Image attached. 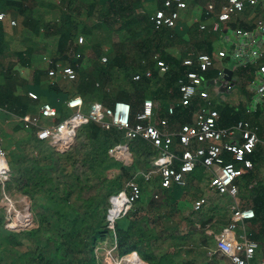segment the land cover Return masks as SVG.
<instances>
[{
	"label": "crops",
	"instance_id": "crops-1",
	"mask_svg": "<svg viewBox=\"0 0 264 264\" xmlns=\"http://www.w3.org/2000/svg\"><path fill=\"white\" fill-rule=\"evenodd\" d=\"M187 1L188 7L182 11L178 22V28L182 31L187 32L197 28L199 21H206L210 26L217 18L216 13L210 17L206 14V6L211 0ZM216 1L217 9H219V4L223 0ZM126 3L127 8L121 11L142 19L148 16L151 18L154 10L163 4V0H136V2L135 0H106V4L100 0H0V11L6 13V18L0 19V94L2 99L28 95L30 99L35 100L29 95V91H35L40 97L37 98L36 108L28 112L37 113L44 101L51 102L58 109V115L55 118L43 119L44 124L57 122L72 113L73 110L68 106L67 100L74 95H81L84 98L86 101H84V109H89V103L93 99L106 103L109 102L108 100L116 102L119 91L117 83L118 78L122 77V70L120 67H115L111 74L103 76L98 74V65L108 61V59L102 61V56L107 55L109 58V54L119 47L121 40L118 33L111 32L109 26L102 20L108 6H112L113 9L110 8V10L113 11L121 5L125 6ZM247 13H249L248 24H250V21L252 22V18L249 17L250 8ZM116 14L119 15L118 18ZM111 16L117 21L121 19V13H112ZM11 20H15L16 23L12 24ZM155 27L158 28L156 25ZM64 28L72 30L75 36L71 42H64L67 47L62 50L61 31ZM220 32V38L212 42L213 46L218 45L217 47L221 49L224 48L222 44L225 42L232 45L235 40L232 32ZM80 35L85 37L87 47L78 42ZM185 39H187L185 42L176 43L170 47L169 50L173 56L180 57L184 51H187L188 56L196 52L193 46L197 38L188 32ZM128 42L123 41L124 46ZM75 49L83 50V58L78 59L72 55V50ZM45 57L57 59L63 64L76 63L77 78L65 79L59 75L53 78L48 74V69L52 65ZM129 61H131L130 58ZM222 61L223 59L216 62L205 79V86L209 88L214 105L235 109L241 106L246 107L253 118L249 120L253 125L258 126V134L264 141V98L258 99L254 91L258 78L256 67L252 64L251 69V63L242 66L238 62L235 66H229ZM143 62L146 64L147 61ZM226 67L234 69V82L230 86H226L228 82L223 79V75L219 77V74L215 75L213 72L215 69L220 71ZM39 71H44L45 75L40 82H37L36 74ZM136 73L140 72L135 71L133 75ZM165 78L166 76L161 73L154 77L152 84L144 90V98L151 97L154 100L153 122L156 125L161 127L160 120L167 117L170 129L178 130L183 123L193 122L195 107H186L188 112L170 114L168 107L171 103H175L176 109L178 105H181L179 102L181 94L177 81ZM9 105H11L9 100L0 105V138L7 151V158L13 172L11 183L9 182L12 186L10 192L12 195L19 194L16 195L20 201L17 204L19 208L25 209L28 206L32 211L31 197L14 187L17 184V178L24 173H34L36 176L42 171L50 176L57 175L63 163L68 169L67 162L72 158V154L61 152L47 140L39 139L35 128L26 126L21 120L23 115L13 110L15 108L13 104V108ZM258 106L262 110L260 115H256ZM185 119H187L185 122L182 121ZM83 139L84 136L81 134L79 140ZM146 143L148 142H141L140 148L142 146L145 150ZM131 144L129 160L121 161L111 156L121 166H129L130 178H136L143 188L140 200L128 214L130 217L128 221L134 220L138 222L140 228L146 230L147 235L151 237L149 243L154 252L162 257L172 256L173 259L176 258L175 260L191 264H235L228 256L214 252L218 233L232 218V204L235 198L228 194H220L210 186V174L202 164H198L188 174L187 183L184 185L173 183L168 188L162 187L159 175L153 176L151 181L145 180L144 173L155 165L156 152L151 146L150 156L147 157L146 162L142 159L143 155H137L134 152ZM175 149L179 153L182 152V146L177 137ZM261 150L264 152L263 149ZM117 170L119 174L120 169L113 163L106 172L108 176H114L117 175ZM263 174L264 170L259 176L262 177ZM46 187L52 188V185L49 184ZM156 190L160 192L158 198L154 197ZM203 196L207 198V202L202 208L195 209V201ZM244 200L240 194L239 184L237 201L241 207H250L243 206ZM36 203L33 202V205L35 206ZM4 209L6 206L0 200V213L5 212ZM254 218L240 221L237 231L247 232L248 236L254 239L250 230H257L259 226L258 223L253 222ZM133 251L138 253L137 250ZM138 255L140 256L139 253ZM255 257L264 259V243L259 242ZM141 258L150 264L147 259Z\"/></svg>",
	"mask_w": 264,
	"mask_h": 264
},
{
	"label": "built area",
	"instance_id": "built-area-1",
	"mask_svg": "<svg viewBox=\"0 0 264 264\" xmlns=\"http://www.w3.org/2000/svg\"><path fill=\"white\" fill-rule=\"evenodd\" d=\"M211 0L206 6L207 16L216 13L215 20L209 26L206 21H199L201 29L232 32L235 40L232 42L231 57L237 58L239 65L253 64L256 67L258 78L254 91L256 97L264 98V11L258 13V7L264 8V0H223L219 4ZM188 7L187 0H163V4L156 8L151 15L157 27L176 28L181 13ZM250 8V16L254 26L252 28L236 27L231 29L230 22L233 15ZM118 14L116 17L118 18ZM6 18V13L0 11V19ZM15 24V20H11ZM227 35V34H226ZM78 42L87 47L85 37L80 35ZM71 52V50H70ZM76 58H83V50H72ZM226 57V52L221 48L210 53L200 51L193 53L183 60L187 66L184 74L178 76L177 84L181 94L179 102L188 107L194 106L193 122H186L178 130H171L168 118L160 120L161 127L153 122L154 100L151 97L144 99L143 107L136 112L133 118L132 106L129 101L117 100L113 105H107L101 101H93L88 111H84V98L74 95L67 100L72 108V113L57 122L44 124V118H55L58 109L49 101H44L37 113L28 112L21 116L26 126L35 128L39 139L47 140L61 152L70 154L75 141L79 138L80 128L88 120L92 119L104 127L117 126L125 130V140L116 143L109 149V153L116 159L127 161L131 156L130 144L137 138H144L151 143L155 150V165L144 173L145 180L151 181L153 176H160L162 187H170L173 183L184 185L187 176L198 164H202L210 174V186L220 194L232 196V218L218 233L217 246L214 252L228 256L235 264H264V259H256V251L259 242L250 238L247 232H238V224L242 220L256 217L253 207H241L237 201L239 194L238 177L255 168L251 154L256 149L264 150V141L258 134V126L253 125L249 119H240L236 123L220 126L218 109L205 86L207 73L215 66L218 60ZM52 66L48 74L55 78L59 75L65 79L77 78L76 63L63 64L57 59L45 57ZM102 61H107V55L102 56ZM159 72L166 74L171 69L170 63L161 58L158 53L153 55ZM238 65V66H239ZM146 76H152L150 67L145 70ZM224 74L219 71V77ZM142 73L134 74V79H140ZM29 95L38 98L35 91H29ZM1 109V106H0ZM176 110L175 103L168 107L170 114ZM1 135V128H0ZM178 138L182 152L175 149V138ZM230 156V159L227 158ZM7 151L0 138V195L5 204V223L12 230H29L36 226L34 215L28 206L25 209L18 207V198L12 195L8 189V182L12 179ZM143 188L136 178H129L123 188L110 196V204L107 210V222L111 228H115L116 219L128 215L134 205L140 200ZM154 197H160L156 190ZM207 202L206 197H200L194 203L195 209L202 208ZM115 252L118 261L122 258L133 264L131 251L121 256L117 251V244L109 247ZM135 254L138 255L137 252ZM139 256V255H138ZM140 257V256H139ZM140 259L145 263L141 257ZM117 262L116 264H122Z\"/></svg>",
	"mask_w": 264,
	"mask_h": 264
},
{
	"label": "trees",
	"instance_id": "trees-1",
	"mask_svg": "<svg viewBox=\"0 0 264 264\" xmlns=\"http://www.w3.org/2000/svg\"><path fill=\"white\" fill-rule=\"evenodd\" d=\"M100 1L106 4V0ZM126 5L127 3L125 6L118 7L119 10L113 11L110 10V8L113 9L112 6L105 5L108 9L106 8L102 21L109 26L111 32L118 33L121 43L109 54L107 62L98 65V74L109 75L113 68L120 67L122 77L118 78L119 91L116 99L130 102L134 118L136 112L143 107L144 90L160 73L155 60H153L155 53H158L171 65L169 72L164 74L165 79L177 81L178 76L183 75L187 68L183 64V60L188 54L187 51H184L182 56L175 57L171 54L170 47L176 43L185 42L186 34L190 32L191 36L197 38L193 46L195 53L204 51V49L212 53L214 50L212 42L220 38L221 32L201 29L200 26L187 32L178 28V25L176 28L165 26L156 28L150 16L139 19L132 16L131 13L122 12V9L127 8ZM247 11L248 8L233 15L230 22L231 29L238 26L243 28L254 26L251 21L248 24L249 13ZM257 11L262 13L264 8L258 7ZM116 12L121 13V19L118 21L111 16ZM74 36L75 33L72 30L62 29V50L67 47L64 42H71ZM122 40L129 42L124 46ZM143 61H147L146 64ZM146 66L153 71L150 77L145 74ZM135 71L142 73L140 79H134L133 72ZM213 72L218 75L219 69H215ZM44 73V71H39L36 74L37 82H40ZM39 97L38 95V99ZM38 99L32 100L28 95L2 99L0 94V105L9 100V104H11L9 107L13 108V104L15 106L13 110L24 115L29 110L36 108ZM93 101L98 100L93 99ZM108 101L107 103L102 102L107 105L114 104V100ZM92 102L89 103V108ZM215 107L220 114L218 125L233 124L240 119H253L247 108L243 106L238 109L221 105H215ZM259 109L260 106H258L256 115H260L262 110ZM88 110L84 109V111ZM186 111L188 112L186 107L178 105L174 115ZM124 133L125 130L117 126L104 127L90 119L80 128L79 138L83 134L84 139L79 140V146L76 145L75 152L73 153L72 150L70 153H73L72 158L67 163L72 165V170L67 169L63 163L57 175L50 176L47 172L42 171L36 176L34 173H24L17 178V184L14 186L17 190L28 194L34 203L40 196L43 201L39 205L34 206L33 203V206L31 205L36 226L29 230L16 231L8 228L5 223V212L0 213V264H99L97 249L100 247V243L107 241H110L112 245L116 242L117 251L121 256L137 250L140 256L147 259L150 264H191L175 260L176 258L173 259L172 256L157 255L149 243L151 237L147 235L146 230L139 227L138 222L128 221L129 215L116 219L114 229L108 225L107 210L110 196L124 187L123 176L125 172H131L129 166H121L120 163L113 160L114 158L109 153V149L113 145L125 140ZM138 139L140 141L137 142ZM141 142H148L145 145V150L142 146L140 148ZM131 143L134 152L137 155H143L142 159L147 162L151 143L144 138H137ZM258 149L250 155L254 161L255 169L239 176L238 182L240 194L245 199L243 206L253 207L256 211L253 222L258 223L259 226L257 230H250L251 236L264 243V174L262 177L259 176L260 172L264 170V152L261 150L262 148ZM56 162L58 163V161ZM113 163L120 169V173L108 176L106 170ZM79 166H82L83 172H78ZM9 182L8 189L10 191L12 186ZM49 184L52 185V188L46 187Z\"/></svg>",
	"mask_w": 264,
	"mask_h": 264
},
{
	"label": "rangeland",
	"instance_id": "rangeland-1",
	"mask_svg": "<svg viewBox=\"0 0 264 264\" xmlns=\"http://www.w3.org/2000/svg\"><path fill=\"white\" fill-rule=\"evenodd\" d=\"M217 46L218 45H216L214 47V50H216V51L219 49ZM222 47H224L222 49L226 52V55L230 57V58H227L226 57L225 59H223L222 62L224 64H228L229 66H235L237 64V58H231L232 45L229 42H225V43L222 44ZM218 62H219V60H218ZM252 68H253V65L251 64V69ZM76 145L79 146V138H78V140L75 141V144L73 146V151H72L73 153L75 152V150L77 148ZM79 167L80 168H78V172H83V168H81L82 166H79ZM68 169L72 170L73 169L72 165H69ZM117 173H118V170H117L116 174ZM130 177H131V174L128 173V172H125V174L123 176V179H122V184L124 185L126 183V181ZM12 193H14V192H12ZM16 195H19V194L16 193L14 196H16ZM41 201H43L42 198L41 197H38V201H37L36 205H39V203ZM31 203H33V201H31ZM111 245L112 244H111L110 241L103 242V243H100L99 244L100 247L97 249V255H98L99 264H116L117 262H119L118 259H117V255H115V252L109 250L110 249L109 247ZM121 260H122V262L120 261L119 263H122V264H131V262L128 261V260H126L125 258H122Z\"/></svg>",
	"mask_w": 264,
	"mask_h": 264
},
{
	"label": "water",
	"instance_id": "water-1",
	"mask_svg": "<svg viewBox=\"0 0 264 264\" xmlns=\"http://www.w3.org/2000/svg\"><path fill=\"white\" fill-rule=\"evenodd\" d=\"M223 72H224V74L222 77L225 81L228 82L226 84V86H230L232 84V82H234V79H233L234 69L231 67H226V68H224Z\"/></svg>",
	"mask_w": 264,
	"mask_h": 264
},
{
	"label": "bare ground",
	"instance_id": "bare-ground-1",
	"mask_svg": "<svg viewBox=\"0 0 264 264\" xmlns=\"http://www.w3.org/2000/svg\"><path fill=\"white\" fill-rule=\"evenodd\" d=\"M131 257L133 264H144L143 261L140 259V257L137 254H135V252L131 254Z\"/></svg>",
	"mask_w": 264,
	"mask_h": 264
},
{
	"label": "clouds",
	"instance_id": "clouds-1",
	"mask_svg": "<svg viewBox=\"0 0 264 264\" xmlns=\"http://www.w3.org/2000/svg\"><path fill=\"white\" fill-rule=\"evenodd\" d=\"M10 192V191H9ZM11 193V192H10Z\"/></svg>",
	"mask_w": 264,
	"mask_h": 264
}]
</instances>
